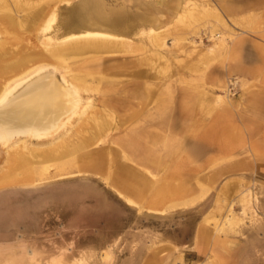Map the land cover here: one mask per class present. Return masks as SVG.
<instances>
[{"label":"rangeland","instance_id":"1","mask_svg":"<svg viewBox=\"0 0 264 264\" xmlns=\"http://www.w3.org/2000/svg\"><path fill=\"white\" fill-rule=\"evenodd\" d=\"M44 72L75 115L0 133V261L264 264V0H0V98Z\"/></svg>","mask_w":264,"mask_h":264},{"label":"bare ground","instance_id":"2","mask_svg":"<svg viewBox=\"0 0 264 264\" xmlns=\"http://www.w3.org/2000/svg\"><path fill=\"white\" fill-rule=\"evenodd\" d=\"M86 34L85 39L98 38V36L95 37L97 33L88 34L87 32ZM100 48L105 49L103 45L100 47L86 42L80 49L78 48L79 50L70 48L69 51L83 52ZM24 69H26L24 65L15 68L20 72ZM14 89V92H6L0 98V133L4 139H10L9 134L15 130L29 132L27 134L38 137H40L38 134L40 130L46 131V136H53L55 134L53 130L66 124L73 114L75 115L77 101L70 86L60 83L51 72L38 73L29 80L20 81Z\"/></svg>","mask_w":264,"mask_h":264},{"label":"crops","instance_id":"3","mask_svg":"<svg viewBox=\"0 0 264 264\" xmlns=\"http://www.w3.org/2000/svg\"><path fill=\"white\" fill-rule=\"evenodd\" d=\"M88 32V34H91V33H97V34H104V35H109V34H107V33H102V32H99V31H96V30H85V31H83L82 33H79V34H77V35H84V34H86ZM90 32V33H89ZM76 36V35H75ZM109 36H113V35H109ZM219 43V45H223V43L222 42H218ZM71 48H73V49H75V47H71ZM79 49H80V47H78ZM78 48H76V49H78ZM78 49V50H79ZM72 53H74V52H72ZM20 66V65H19ZM25 66V65H24ZM105 69H108V67L107 68H105ZM104 69V70H105ZM105 71H110V70H105ZM104 71V72H105ZM111 72V71H110ZM119 72V71H118ZM121 73L122 72H119V73H117V71L115 70V72H114V70L111 72V73H108L107 72V74H110V75H112V76H115V75H121ZM135 73H137V72H135ZM94 74H96L95 72H93V75ZM137 75V74H136ZM90 77V76H89ZM109 83H111L112 84V82H110L109 81ZM113 83H115V85H119V84H121L122 85V87H124L123 86V84H125V83H123V81H121V82H113ZM116 86V87H117ZM115 87V88H116ZM121 91V93H123L124 91H125V89H123V90H121V87L119 88V89H114V91ZM113 91V92H114ZM127 92V91H126ZM134 92V95H139V86H136L135 85V90L133 91ZM108 96V95H107ZM107 96H104V97H102L101 98V100H100V102L103 104V105H106L107 107H109L110 109H112V110H117V108L120 110L119 111V113H120V124L123 126V125H125L127 122H129V120H131V117H133V115L135 114V113H130V114H127V113H124V114H122L123 113V111L125 110V107L127 106V100H126V96H127V94L125 93V97H124V101L123 102H125L126 103V105H124V104H122L121 106H119V107H117V106H115L114 104L113 105H111V102H112V100L110 99V98H108ZM126 100V101H125ZM122 103V102H121ZM203 138H204V135L202 136ZM214 138L215 139H217L218 141H219V139H223V138H226L225 137V133L223 132L222 133V135H220V134H216L215 136H214ZM193 153L195 154V153H197V151L195 150V149H193ZM128 179L129 180H135L132 176H128ZM124 183V182H123ZM153 183V182H152ZM153 185V184H152ZM147 186H151V184H149V185H147V184H145V183H139V189H141L142 187L143 188H148ZM152 188H154V186H151ZM154 190V189H153ZM152 191V190H151ZM0 264H13L12 262H10V261H0Z\"/></svg>","mask_w":264,"mask_h":264}]
</instances>
